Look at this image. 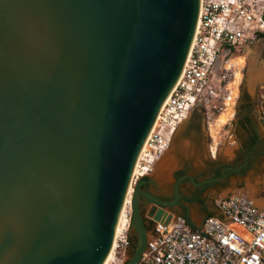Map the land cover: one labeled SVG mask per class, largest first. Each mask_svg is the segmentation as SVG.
<instances>
[{
  "label": "water",
  "instance_id": "1",
  "mask_svg": "<svg viewBox=\"0 0 264 264\" xmlns=\"http://www.w3.org/2000/svg\"><path fill=\"white\" fill-rule=\"evenodd\" d=\"M199 10L200 0H0V264L104 262ZM143 182L124 264L148 247L141 197L160 206L154 220L176 214L179 180L170 202Z\"/></svg>",
  "mask_w": 264,
  "mask_h": 264
},
{
  "label": "built area",
  "instance_id": "2",
  "mask_svg": "<svg viewBox=\"0 0 264 264\" xmlns=\"http://www.w3.org/2000/svg\"><path fill=\"white\" fill-rule=\"evenodd\" d=\"M263 16L264 0H200L186 63L140 150L135 183L155 170L195 110L207 123L211 156L218 155L221 131L238 112L250 44H264ZM259 114L264 119V82ZM221 118L225 123L217 129ZM213 205L217 213L207 216L200 228L180 214L155 220L148 247L136 264H264V208L257 198L239 191L217 195ZM128 236L127 227L117 239L115 255L128 246Z\"/></svg>",
  "mask_w": 264,
  "mask_h": 264
},
{
  "label": "rangeland",
  "instance_id": "3",
  "mask_svg": "<svg viewBox=\"0 0 264 264\" xmlns=\"http://www.w3.org/2000/svg\"><path fill=\"white\" fill-rule=\"evenodd\" d=\"M264 51V44L261 41H255L254 43L250 44V49L247 54V63L245 68V74L242 82V92L245 90L250 97V102L252 108L245 106L241 111L238 110L237 116L235 120L232 122L230 126H227L225 129L221 131V138H222V146L219 151L220 159L216 161V158H213L209 151V144L211 143V136L209 134V129L207 126V123L204 118H198L195 120V122H191V127H193V133L192 136H182V132L186 129L188 124L190 123V118L184 122L180 128L178 129L175 138L173 140V143L170 147V149L164 154V156L161 158V160L166 156V154L169 153V158L165 165L162 167V169L165 171L167 170L168 173L163 174L157 173L155 183H149L150 188L153 189L157 195H165L170 196V193H167L163 188H166L165 182L171 183L175 179V174H177L181 169H192L195 171V174H200L201 171L206 170H212L213 167H215L216 163L223 161H230L231 157H233V150L239 148V144L237 143V137H236V130L238 129V126L236 124V121L242 116L248 115L251 118L253 126L256 128L257 132L261 137L264 135V127L263 125L257 120L256 111L259 109V92H260V86L264 82L263 79L252 77V72L254 68L261 69L263 71L264 75V57L262 58V53ZM240 104H242V101L240 100ZM239 104V105H240ZM245 104V102H244ZM196 127L200 129V132H198V135L196 139H194V134L196 132ZM240 127V125H239ZM160 160V161H161ZM201 160V162H200ZM203 161V162H202ZM163 171V172H164ZM239 171V170H238ZM153 174H150L148 176L152 177ZM230 179L233 180L230 185H228L225 188H222L216 192H210V196L206 195L204 197V206L206 207L207 211L210 213H215L216 209L213 205V199L217 195H221L222 191H227L230 193H237L238 191H235V182L240 180H247L249 185L258 183L256 185L257 190L264 189V158L259 157L256 158L252 164L249 166L247 170H245L243 173H236L231 174ZM151 181V180H150ZM165 185V187L163 186ZM135 185V183H134ZM261 185V186H260ZM162 186V187H161ZM209 192V191H208ZM145 201L140 200V207L142 214L144 218L146 215H150L148 209L145 211V206L149 208V204ZM131 208V206H130ZM155 208V207H154ZM131 211L130 209L129 213H125L123 219H126V217L129 218L128 221V232L133 231L134 233V243L130 247H122L120 248V252L117 253V255L114 254V259L110 261L109 264H120L123 260L124 264L128 258L133 253V248L137 245L138 242V235L134 229V227L131 225ZM193 211V209H191ZM180 210L176 211V214H180ZM128 214V215H127ZM189 220L191 223L197 227H201V223L195 215H190ZM151 237V232L149 231V239ZM129 242V241H128ZM116 247V246H115ZM115 247L112 248V255L114 253ZM111 255V256H112ZM117 256V258H116ZM111 258V257H110Z\"/></svg>",
  "mask_w": 264,
  "mask_h": 264
},
{
  "label": "flooded vegetation",
  "instance_id": "4",
  "mask_svg": "<svg viewBox=\"0 0 264 264\" xmlns=\"http://www.w3.org/2000/svg\"><path fill=\"white\" fill-rule=\"evenodd\" d=\"M262 58L264 57V51L262 53ZM243 93V92H242ZM259 113V109H258ZM260 115V114H259ZM237 116V115H236ZM247 117V121L246 118ZM259 121V119L257 118ZM260 122V121H259ZM238 129L236 130L237 143L239 144L238 149L233 150V157H231L230 161H223V163H216L215 167L212 170L206 171L203 170L200 174H195V171L192 169H181L177 174H175V179L171 182H165L166 188H163L167 193H170V196H161L157 195V193L150 188V182L155 183V176H146L145 182L141 184V188L152 193L154 196L159 199L170 202L175 199V184L179 180L178 185V193L179 200L177 204L174 206L175 211L180 210V215L185 216L188 220L190 215H195L202 224L207 216L211 213L207 211L204 206V197L210 192H216L222 188L227 187L232 183L233 180L230 179L231 174L243 173L245 170L249 168L252 162L259 157L264 158V135L261 137L257 132L256 128L253 126L250 116L245 115L240 117L236 121ZM247 124V125H245ZM240 125V127H239ZM216 161L220 159V155L215 157ZM201 162V160H200ZM203 162V161H202ZM239 170V171H238ZM164 170L156 165L154 173H168L167 170ZM152 172V173H153ZM151 173V174H152ZM151 180V181H150ZM163 186L165 187V185ZM162 187V186H161ZM209 191V192H208ZM210 196V195H208ZM141 201H145L149 204V208L145 206V211L148 209L150 215H146L145 224L148 231L151 234L155 228V220L153 216L159 205L154 204L153 202H149L146 198L141 197ZM147 204V205H148ZM155 207V208H154ZM167 210V208H165ZM193 209V211H191ZM190 221V220H189ZM191 223V221H190ZM192 224V223H191ZM194 224V223H193ZM134 233L133 231L129 232L128 236V246L134 243Z\"/></svg>",
  "mask_w": 264,
  "mask_h": 264
},
{
  "label": "bare ground",
  "instance_id": "5",
  "mask_svg": "<svg viewBox=\"0 0 264 264\" xmlns=\"http://www.w3.org/2000/svg\"><path fill=\"white\" fill-rule=\"evenodd\" d=\"M252 77L255 78V80L257 78L263 79L264 78L263 71L261 69L254 68V70L252 72ZM223 123H225V120H224V118H221L218 121L216 128L217 129L220 128V126ZM212 132L214 133L215 132V129H213ZM134 183H135V180H134V169H133L132 176H131V179H130V184H129V187H128V191H127V194H126V196L124 198V202H123V205H122V209L120 211L119 218H118V222H117V225H116V230H115L113 244H112V247L110 249V252L108 253L107 257L105 258V260H104V262L102 264H109L110 261H112L114 259L115 250H114V253L112 255V253H111L112 252V248H114L115 246H117V239H118L119 235L128 226L129 218L126 217V219H123V217H124V214L126 212L129 213L130 212V209H131L130 206H131V200H132V196H133V192H134ZM261 202H263V203L261 204ZM257 203L260 206L264 207V197L263 198L262 197L258 198L257 199ZM115 249H116V247H115Z\"/></svg>",
  "mask_w": 264,
  "mask_h": 264
},
{
  "label": "trees",
  "instance_id": "6",
  "mask_svg": "<svg viewBox=\"0 0 264 264\" xmlns=\"http://www.w3.org/2000/svg\"><path fill=\"white\" fill-rule=\"evenodd\" d=\"M241 101H242V104L239 105L238 107V110L241 111L243 108H245V106H248L250 108H252V104L250 102V97H249V94L244 90L243 93H242V96H241ZM245 102V104H244ZM198 118H203V114L202 112L198 111V110H195L191 117H190V123L188 124V126L186 127V129L182 132V136H192V131H193V127H191V122H195L196 119ZM246 121H247V117L245 118ZM247 125V124H245ZM196 132L194 134V139H196L197 135H198V132H200V129L198 127H196ZM212 214V213H211Z\"/></svg>",
  "mask_w": 264,
  "mask_h": 264
},
{
  "label": "crops",
  "instance_id": "7",
  "mask_svg": "<svg viewBox=\"0 0 264 264\" xmlns=\"http://www.w3.org/2000/svg\"><path fill=\"white\" fill-rule=\"evenodd\" d=\"M248 183V179L247 180H240V181H236L235 182V191H249L250 193H252L257 199L260 198V197H264V189H261V190H257L255 191L256 189V185H258V183H255V184H247ZM256 186V187H255ZM261 186V185H260ZM222 194L226 193V191H222L221 192ZM227 193H230V191ZM263 202H261L262 204ZM264 208V207H263ZM215 213H217V210L215 211Z\"/></svg>",
  "mask_w": 264,
  "mask_h": 264
}]
</instances>
